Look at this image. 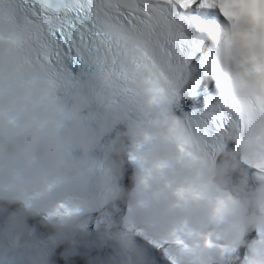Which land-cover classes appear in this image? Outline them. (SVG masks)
Returning a JSON list of instances; mask_svg holds the SVG:
<instances>
[{
  "label": "clouds",
  "instance_id": "1",
  "mask_svg": "<svg viewBox=\"0 0 264 264\" xmlns=\"http://www.w3.org/2000/svg\"><path fill=\"white\" fill-rule=\"evenodd\" d=\"M19 34L0 22V204L16 205L0 220V264H51V246L86 236L90 223L113 248L99 264H150L137 235L168 241L176 264H216L249 229L248 264H264V181L250 184L245 167L264 156V124L226 132L214 151L199 138L185 143L151 117L143 74L124 93L87 64L53 75L13 43ZM210 35L220 41L203 67L215 81L210 106L246 111L264 70V16L241 15ZM126 159L130 190L118 183ZM121 201L127 212L113 219ZM28 217L51 234L38 236Z\"/></svg>",
  "mask_w": 264,
  "mask_h": 264
},
{
  "label": "snow or ice",
  "instance_id": "2",
  "mask_svg": "<svg viewBox=\"0 0 264 264\" xmlns=\"http://www.w3.org/2000/svg\"><path fill=\"white\" fill-rule=\"evenodd\" d=\"M210 2V0H205ZM227 24L241 15L255 19L264 16V0H213ZM193 0H0V22L20 30L13 43L30 57L48 66L55 75H71L69 66L90 65L118 91L136 74H143L149 86L151 117L169 122L181 140L204 141L210 151L228 131L243 133L256 121L264 124V70L256 73L259 91L249 101L246 111H234L206 104L186 112L181 118L170 113V106L182 96L200 102L206 89L196 88L198 71L209 56L201 42L185 34V27L195 17L184 14ZM217 25L208 24L212 33ZM220 41H216L219 47ZM244 74H250L244 69ZM203 75L207 73L203 71ZM215 82V81H214ZM187 85V87H185ZM257 178L264 181V156L252 162ZM264 240V230L258 231ZM161 249L169 264L176 261L166 250L168 241H151ZM180 245L182 241L175 240ZM236 249L222 253L233 260ZM238 264H248V255Z\"/></svg>",
  "mask_w": 264,
  "mask_h": 264
}]
</instances>
